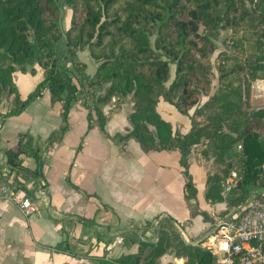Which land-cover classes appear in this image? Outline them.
I'll list each match as a JSON object with an SVG mask.
<instances>
[{
    "label": "trees",
    "instance_id": "16d2710c",
    "mask_svg": "<svg viewBox=\"0 0 264 264\" xmlns=\"http://www.w3.org/2000/svg\"><path fill=\"white\" fill-rule=\"evenodd\" d=\"M70 8L69 27L60 25L58 0H0V95L10 99L0 122L21 112L30 101L49 89L52 101L61 100V123L47 139L56 141L67 127L70 102L80 89L92 100L88 127L96 126L112 139L135 138L144 151L175 149L185 175V197L194 199L196 187L188 156L208 164L204 196L223 200L224 180L234 170L226 197L229 205L242 202L264 179V107L247 106L252 81L264 80V0H65ZM222 30L229 42L217 56L218 83L210 90V53ZM64 34L71 67L60 64L57 44ZM88 48L96 59L93 75L85 62L74 59ZM39 63L43 74L26 98H21L13 72L32 71ZM170 63L175 64L172 80ZM105 85L103 92H97ZM131 93L133 110L124 133L104 130L106 115L100 106L113 96ZM203 95L207 99L200 102ZM160 96L181 112L195 106L188 131L174 129L156 108ZM241 145V149L237 145ZM39 146L27 133L5 149L7 162L22 169L20 155L31 154L38 165L30 171L42 176ZM42 186L46 184L40 181ZM201 212L209 219L207 213ZM211 221V219H210ZM158 226L156 240L124 238L138 242L136 252L121 254L98 264H160L173 252L184 264H214L213 255L200 242L174 238ZM166 264H174L167 262Z\"/></svg>",
    "mask_w": 264,
    "mask_h": 264
},
{
    "label": "crops",
    "instance_id": "0c3cea01",
    "mask_svg": "<svg viewBox=\"0 0 264 264\" xmlns=\"http://www.w3.org/2000/svg\"><path fill=\"white\" fill-rule=\"evenodd\" d=\"M58 2L65 31L70 25V8L65 0ZM57 53L61 66L71 67L64 34ZM74 59L85 62V73L93 75L97 61L88 48L76 50ZM174 71L175 64L170 63L166 84ZM42 74L39 63L32 71L13 72L21 98L28 96ZM104 89L105 85L99 86L97 92ZM9 102L5 94L0 95V114ZM87 104L92 100L80 89L70 102L66 129L51 144L47 139L61 123V100L52 101L49 89L0 122V172L11 171L28 195L33 194L36 179L46 184L30 215L13 200L0 197V264H98L103 258L112 260L136 252L138 242L126 240L128 234L156 240L158 226L166 227V223L185 242H192L210 225L214 213L227 207L224 196L221 201L206 200L208 164L197 160L194 152L188 156V169L196 197L188 200L177 148L144 151L133 137L112 139L98 127H88ZM100 106L106 115L105 132L110 136L124 133L134 108L131 93L121 99L113 96ZM156 108L174 129L189 130L195 106L181 112L160 96ZM22 132L28 134L33 146H39L42 176L30 174L39 162L31 154L20 155L23 166L17 171L6 160L5 149L14 145ZM195 208L205 211L209 219ZM184 260L167 252L160 264H184Z\"/></svg>",
    "mask_w": 264,
    "mask_h": 264
},
{
    "label": "built area",
    "instance_id": "2783aa9c",
    "mask_svg": "<svg viewBox=\"0 0 264 264\" xmlns=\"http://www.w3.org/2000/svg\"><path fill=\"white\" fill-rule=\"evenodd\" d=\"M255 85L258 91H264L263 79H258ZM10 173L0 172V197L16 202L26 215L32 214L44 187L36 179L33 194L28 195L25 185ZM234 175L233 170L224 180V197L229 193ZM210 222L202 236L192 242H200L208 249L214 264H264V188L237 205L214 213ZM155 223L159 225L157 220Z\"/></svg>",
    "mask_w": 264,
    "mask_h": 264
},
{
    "label": "rangeland",
    "instance_id": "374dc122",
    "mask_svg": "<svg viewBox=\"0 0 264 264\" xmlns=\"http://www.w3.org/2000/svg\"><path fill=\"white\" fill-rule=\"evenodd\" d=\"M229 30H222L219 34V37L215 40L216 41V48L210 53V67H209V71H210V79L208 80L209 86H210V90L213 91V89L216 87L217 83H218V69H217V56L220 50L224 49L226 47V44L229 42V36H228ZM172 66H174V63H171ZM257 81L254 80L252 81V87L254 88V92L251 98L248 99V104L247 106L249 108H252V105H258L259 107L263 106L264 107V91H258L256 89V85L255 82ZM208 95H203L201 97L200 102L202 103L203 101H205L207 99ZM238 148V145H237ZM242 147L238 148L241 149ZM261 188H264V179H263V183L256 186L250 193L249 195L257 192L258 190H260ZM248 195V196H249ZM247 196V197H248ZM227 207H230L231 205H229L227 202ZM236 205V204H234ZM164 224H162L163 227ZM166 228H168L169 230H171L169 224H165ZM165 227V226H164ZM173 237L176 238L177 236L179 237V235L177 233H175L174 231L171 232ZM202 236V235H201ZM160 263H161V259H160ZM166 264V263H165Z\"/></svg>",
    "mask_w": 264,
    "mask_h": 264
}]
</instances>
